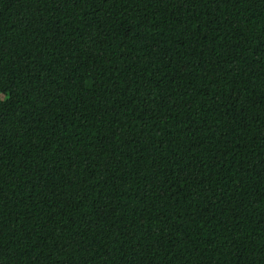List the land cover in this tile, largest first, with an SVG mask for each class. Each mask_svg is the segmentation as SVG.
<instances>
[{
	"label": "trees",
	"instance_id": "1",
	"mask_svg": "<svg viewBox=\"0 0 264 264\" xmlns=\"http://www.w3.org/2000/svg\"><path fill=\"white\" fill-rule=\"evenodd\" d=\"M0 264H264V0H0Z\"/></svg>",
	"mask_w": 264,
	"mask_h": 264
},
{
	"label": "rangeland",
	"instance_id": "2",
	"mask_svg": "<svg viewBox=\"0 0 264 264\" xmlns=\"http://www.w3.org/2000/svg\"><path fill=\"white\" fill-rule=\"evenodd\" d=\"M1 97V96H0Z\"/></svg>",
	"mask_w": 264,
	"mask_h": 264
}]
</instances>
